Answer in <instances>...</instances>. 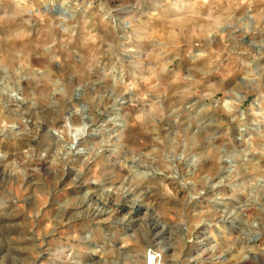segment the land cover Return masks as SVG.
<instances>
[{"label":"rangeland","instance_id":"1","mask_svg":"<svg viewBox=\"0 0 264 264\" xmlns=\"http://www.w3.org/2000/svg\"><path fill=\"white\" fill-rule=\"evenodd\" d=\"M2 135L0 264H264V0H0Z\"/></svg>","mask_w":264,"mask_h":264},{"label":"bare ground","instance_id":"2","mask_svg":"<svg viewBox=\"0 0 264 264\" xmlns=\"http://www.w3.org/2000/svg\"><path fill=\"white\" fill-rule=\"evenodd\" d=\"M10 101L13 103V102H16V103H18L19 101L18 100H16L15 98H10ZM24 100H22V101H20V102H23ZM71 113H69L68 115H70ZM64 123L65 124H69V117H65L64 118ZM6 125V124H5ZM53 130V129H52ZM5 131V130H4ZM54 132H57L56 133V135L57 136H59V131L58 130H55L54 129ZM77 132V131H76ZM75 132V133H76ZM85 132H86V125H84L83 127H82V129H81V132L80 133H78V134H74L73 135V137L72 138H70L71 139V142H72V145H76V143L78 142V140H79V138L80 137H82L84 134H85ZM1 134H2V132H1ZM4 134V133H3ZM60 137V136H59ZM3 140H5V135L3 136L2 135V137L0 136V144L1 143H3ZM78 155H82L81 153H79V152H76ZM83 156V155H82ZM123 183V182H122ZM109 193V192H108ZM135 203V202H134ZM127 204V203H126ZM99 214V213H98ZM157 225V224H156ZM153 227V226H152ZM155 228V227H154ZM162 229V228H161ZM163 231V230H162ZM253 231V230H252ZM217 233H219V232H217ZM150 234V233H149ZM257 234H255L253 237V239L255 240L256 238H257ZM256 237V238H255ZM103 249L101 248V249H98L97 248V246H95L94 248H93V252L96 254V255H98V256H100L101 254H104L105 253V251L103 250ZM111 250V249H110ZM102 257V256H101ZM255 257V256H254ZM256 258H258V257H255V259ZM102 261V260H101ZM78 264H82L81 262L80 263H78Z\"/></svg>","mask_w":264,"mask_h":264}]
</instances>
